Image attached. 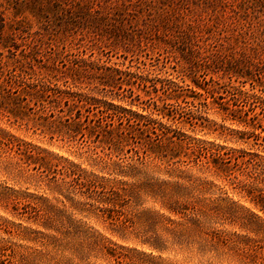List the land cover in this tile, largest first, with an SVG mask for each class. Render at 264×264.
Segmentation results:
<instances>
[{"label": "rangeland", "instance_id": "1", "mask_svg": "<svg viewBox=\"0 0 264 264\" xmlns=\"http://www.w3.org/2000/svg\"><path fill=\"white\" fill-rule=\"evenodd\" d=\"M0 18L20 27L4 71L38 91L0 108V264H264V0H0ZM78 57L129 73L94 87ZM99 108L119 145L90 133ZM137 115L154 123L126 135Z\"/></svg>", "mask_w": 264, "mask_h": 264}, {"label": "trees", "instance_id": "2", "mask_svg": "<svg viewBox=\"0 0 264 264\" xmlns=\"http://www.w3.org/2000/svg\"><path fill=\"white\" fill-rule=\"evenodd\" d=\"M20 7V5H17V8ZM17 10V9H16ZM90 14V13H88ZM7 26V30L5 27ZM20 30V27L16 26L15 24H7L4 19L0 18V54H2V50H6L7 52L16 55L14 52L18 49V45L15 43V36L17 34V31ZM33 41H29L27 43V47L29 48V53H31L32 50L35 48V44ZM33 43V44H31ZM14 48V50H12ZM33 53V52H32ZM28 53H25V49L21 51L19 56L16 58L18 61L20 59H27ZM74 67L71 69L72 77H76V79H81L82 77L85 79H90L95 82H97L94 87H98L99 85L102 86V88H105L104 86H109L114 83V81L121 78L122 75H127L125 70H121L118 67H114L111 65H106L105 63H100L98 60H93L90 58H83L78 57L74 59ZM5 64L4 62H0V108L8 109L11 113H16L17 111H20L23 105L21 104L22 100L25 99V96L28 94L36 95L38 91L30 92L26 90L24 87H22L21 81L18 80V74H15L13 67L12 68H6L5 70ZM10 69V70H9ZM230 70V69H227ZM5 75V76H4ZM82 80V79H81ZM15 86V87H14ZM93 89H89V91H86L85 93H76L78 97V101H85L89 104L93 103L95 101L94 97L91 95V91ZM24 96V97H23ZM73 96V95H72ZM10 106V107H9ZM73 106L76 107L77 105L73 103ZM105 109L99 108L97 109V113H94V116L98 115L97 118V124H91L88 125L90 133H94L96 135L100 134L105 137L106 142H114V144L119 145L122 140L126 136L123 135L120 136L119 134H115L116 138L114 137V130L113 129H106L105 125H102L103 120V114L105 113ZM139 121L142 120V123L137 122H130V119H127V134H133L136 130H140V133H143L144 131L148 130L149 125L154 123L153 120L147 119L143 115H137ZM118 118H121L120 115H118ZM101 119V120H100ZM107 123V122H106ZM110 124V123H108ZM139 124H142L146 126V129L140 127ZM68 127L74 126V127H81V123L75 121L72 124L66 125ZM148 149L145 151L144 156H150V153L155 154L154 148L161 147L160 145V139L157 140L155 143L153 142H145ZM150 151V152H149ZM166 156V155H165ZM173 157V155H172ZM168 157V158H172Z\"/></svg>", "mask_w": 264, "mask_h": 264}]
</instances>
